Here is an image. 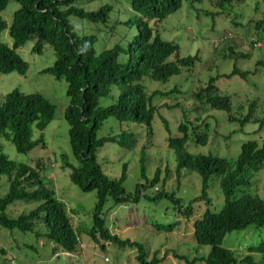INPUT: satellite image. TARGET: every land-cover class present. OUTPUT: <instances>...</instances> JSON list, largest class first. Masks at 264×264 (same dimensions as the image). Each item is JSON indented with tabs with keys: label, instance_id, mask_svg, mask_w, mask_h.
<instances>
[{
	"label": "trees",
	"instance_id": "1",
	"mask_svg": "<svg viewBox=\"0 0 264 264\" xmlns=\"http://www.w3.org/2000/svg\"><path fill=\"white\" fill-rule=\"evenodd\" d=\"M129 1L136 16L128 21H118L116 24L121 27V32L117 34L116 43L97 54V37L79 35L70 19L105 26L113 11L111 6L105 5L96 12H88L76 7L82 0H0V12L10 2L19 5L8 28L12 47L0 43V75H26L29 66L19 57L17 50L33 36L37 37V41L32 53L40 55L44 45L53 49L56 60L42 74L50 75L56 80L63 79L67 84L69 103L64 119L69 126L71 152L78 164L75 168L62 157V167L71 169L70 181L80 191L95 192L96 195L91 228H74L65 205L44 185L39 172L40 166L34 169L10 161L3 154L0 145V177H6L9 185L8 193L0 199V227L9 232L32 234L37 240L43 239L69 255L76 252L81 237L86 236L95 244L102 242L118 248L135 249L138 264H162L167 256L185 264H262L254 260V255L264 257V244L248 248L243 257H236L232 251L222 248L221 244L227 234L243 231L249 226L264 229V200L256 194L246 192L251 187L253 175L264 169V140L261 144L255 141L243 144L235 161L211 155L192 156L186 151L187 143L206 146L209 141L208 128L206 126L201 130L200 126H195L189 134L187 122L180 124L182 136L167 139L169 149L177 157L174 168L177 183H180L185 169L197 174L201 180L200 195L187 206L176 197V193L165 190L168 174L161 179L162 171L156 169L153 178L146 177L144 151L140 160L141 181L144 183L138 184L131 195H127L123 188L126 180L125 166L120 178L116 180L108 178L97 163L96 155L105 145L121 144L127 150L133 145V141L129 139L133 135L131 132L97 137L102 124L111 117L119 123L142 126L146 138L149 141L153 138L151 123L157 108L152 105V101L155 97L167 96L173 92L148 94L144 81L166 83L199 61L197 55L181 57L179 46L163 41L153 24H160L178 12L184 2L193 5L201 0ZM241 1L243 0H221L218 6L223 9ZM254 27L259 39L264 42V18ZM6 29L7 24L0 18V35ZM248 76V72H240L234 68L229 75L210 79L205 87L196 92L194 98L199 104L212 110L226 112L228 120L237 123L240 130L250 123H257L259 133L264 128V117L254 119L257 102L249 103L245 116L235 118L231 115L230 98L216 94L215 82L218 79L239 77L246 80ZM113 88L119 92L115 102L109 107H101L99 100L112 98ZM55 111V106L40 94L26 95L17 90L12 91L0 104V140L10 142L19 154H27L38 146L44 147L42 137L33 140V129H45L53 121ZM162 123L167 130L166 122L162 120ZM213 177H218L224 200L218 212L210 210L211 203L207 195ZM159 184L160 190L151 196L145 194L147 189H154ZM142 197L151 202H170L177 215L187 221L193 216V205L204 202L205 212L193 222V237L197 245L210 247L208 255L189 260L167 251L162 258H158L159 253L156 252L149 259L141 244L112 235L104 220L107 201L111 200L114 207H119L138 204ZM18 202L36 203L37 206L29 213L16 218L9 217L8 208ZM177 226V223H173L168 226L156 225L154 228L158 233L172 234ZM0 255H6L1 248Z\"/></svg>",
	"mask_w": 264,
	"mask_h": 264
},
{
	"label": "rangeland",
	"instance_id": "2",
	"mask_svg": "<svg viewBox=\"0 0 264 264\" xmlns=\"http://www.w3.org/2000/svg\"><path fill=\"white\" fill-rule=\"evenodd\" d=\"M221 0H201L190 5L184 2L181 9L153 27L166 42L179 46L180 56H195L199 61L190 69L182 70L179 76L172 77L166 83L144 81L148 94L159 92L169 94L155 97L152 105L157 108L151 127L153 138L149 141L142 126L131 123H119L114 118L105 121L97 132L98 138L118 135L121 132H131L132 148L127 150L121 144H107L97 153V163L103 173L110 179H119L123 167H126V180L123 188L127 195L135 191L141 181V156L144 151V168L148 179L153 178L156 169L162 171L161 179L168 174L165 190L176 193V197L187 206L201 193L200 177L188 170H183L180 183H177L174 168L177 157L169 149L167 139L182 136L179 125L207 126L209 141L206 146L188 142L186 151L192 156H214L229 161H235L240 154L241 146L249 141L259 144L264 140V128L259 133L257 123H250L242 130L237 123L228 120L226 112L212 110L199 104L194 95L206 86L208 81L219 76L229 75L234 68L240 72H248L246 80L239 77L231 79L220 78L215 82L216 94L228 96L231 104V115L235 118L245 116L249 103L257 102L254 119L264 117V42L255 32V24L264 18V0H243L220 9ZM109 5L113 8L108 23L92 25L86 21L71 18L79 35H94L98 41L95 45L97 54L110 49L117 41L121 27L118 21H128L136 16L130 8L129 0H82L76 7L88 12H96L99 8ZM19 5L10 2L7 8L0 12V18L7 24V29L0 35V43L12 47L9 36L14 13ZM37 41L33 36L23 47L17 50L19 57L28 64L26 75L16 73L0 75V104L7 94L17 90L23 94H40L56 108L53 121L42 131L34 127L33 140L43 138L45 146H38L27 154H19L14 146L5 140H0L3 154L16 164L27 165L37 169L44 185L52 190L55 197L61 201L70 214L74 228L84 226L91 228L92 214L96 204L95 192L80 191L70 181V168L62 167V157L73 167L78 164L72 155L68 130L64 113L69 100L66 95L67 84L56 80L42 71L53 66L56 56L49 45H44L40 55L32 53ZM173 58L170 60L172 61ZM116 88L112 89V98H101L99 105L109 107L118 95ZM162 120L166 122L165 129ZM235 132L234 134H231ZM231 134V135H230ZM128 140V139H127ZM167 171V172H166ZM9 185L6 177H0V199L8 193ZM161 189L160 184L154 189H147L146 195H153ZM247 193L256 194L264 200V169L253 175L251 187ZM210 199V210L218 212L224 203L219 189L218 177H213L207 191ZM36 203L18 202L10 206L7 215L16 218L29 213L36 208ZM193 216L187 221L180 218L172 204L166 200L151 202L141 198L138 204H128L114 207L108 200L104 210V220L112 235L121 240H130L144 246L151 259L158 252V258L165 253L175 252L178 255L193 258L206 257L210 247L200 246L193 237V222L202 217L206 205L197 202L193 205ZM177 223V229L172 234L158 233L156 225L168 226ZM264 244V229L249 226L243 231L227 234L222 241V248L232 251L236 257H243L247 249ZM102 247L104 249H102ZM0 248L5 256L0 255V264H138L135 260L136 250L118 248L113 244H95L86 236H82L74 254L69 255L56 249L45 240H37L32 234L9 232L0 227ZM257 263L264 262V257L254 255ZM162 264H185L167 256ZM204 264V263H198Z\"/></svg>",
	"mask_w": 264,
	"mask_h": 264
}]
</instances>
